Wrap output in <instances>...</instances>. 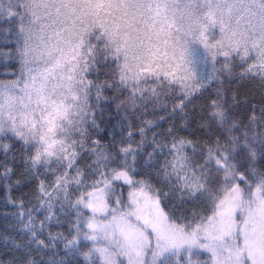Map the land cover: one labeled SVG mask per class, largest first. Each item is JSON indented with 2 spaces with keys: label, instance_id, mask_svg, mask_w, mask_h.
Listing matches in <instances>:
<instances>
[{
  "label": "snow or ice",
  "instance_id": "snow-or-ice-1",
  "mask_svg": "<svg viewBox=\"0 0 264 264\" xmlns=\"http://www.w3.org/2000/svg\"><path fill=\"white\" fill-rule=\"evenodd\" d=\"M5 17L18 18L21 69L17 80L0 81V150L7 155L19 141L25 172L38 178L43 168L55 177L50 186L40 181L41 208L27 210L21 230L28 245L43 250L63 243L65 257L48 264H68L76 255L86 264H185L182 249L186 264H200L192 257L201 248L211 252L213 264H264V102L259 115L253 105L243 123L234 115L235 95L228 104L224 89L225 77L230 82L235 75L264 85V0H0V20ZM150 80V89L142 87ZM213 83L209 119L219 135L204 142L202 163L194 159L196 144L177 139L171 128V140L153 132L152 151L142 156L154 121L139 128L135 146L129 122L124 139L129 107L166 110V100L177 94L173 113L179 109L186 117L187 105ZM107 89L116 95L108 97ZM125 92L130 95L121 100ZM108 100L118 101L124 114L117 123L120 140L105 145L90 133L99 130L97 112ZM158 152L165 159L156 176L171 186L164 197L179 192L182 202L214 205L195 228L175 222L161 207V190L133 175L139 159L145 171L155 168ZM82 153L91 160L85 168L78 167ZM123 185L130 188L127 201L117 192ZM74 191L80 192L75 200ZM57 203L66 217V207L75 213L71 238L49 232L45 241L39 236L55 218ZM45 205L48 215L37 229L33 211Z\"/></svg>",
  "mask_w": 264,
  "mask_h": 264
},
{
  "label": "trees",
  "instance_id": "trees-1",
  "mask_svg": "<svg viewBox=\"0 0 264 264\" xmlns=\"http://www.w3.org/2000/svg\"><path fill=\"white\" fill-rule=\"evenodd\" d=\"M18 31L19 23L18 18L0 20V81L9 82L15 81L20 75L21 63L18 53ZM217 36H219L218 29L216 30ZM219 67V65H218ZM240 67L234 68V73L238 74ZM96 74L93 73L89 76V79H95ZM106 76L101 72L99 79L103 80ZM225 95L228 100V104H232V97L235 95L238 102V107L233 109L235 117L247 123L248 116L251 114V108L253 105L257 107V115H259V107L264 102V85H261L259 79H240L238 75H235L229 82L225 77ZM154 84L153 80H150L142 87L150 89ZM23 83L19 85L22 87ZM178 87V86H177ZM218 87L216 83H213L203 95H198L192 104H188L185 112L186 117H182L179 113V109L173 113V106L179 103V97L177 94L170 96L166 100V110L162 107L153 108L151 104L145 109L139 107L135 111L128 108V120L123 121L124 131L123 137L127 139L128 123L131 122L133 128V146L141 139L139 128L145 125V121H154L155 124L150 131L147 132V138L149 143L145 145V152L142 156H146L147 152L152 151V135L153 132L159 134L157 139L164 140L167 138L171 140L172 137H166L167 131L171 128L173 135L179 139L181 137L193 141L197 146V155L194 157L197 163L203 162V156L199 155L200 151H205L204 142H213L219 132L215 123L209 119V108L211 100L216 97L215 89ZM105 94L108 97L116 95L112 89H107ZM130 92L120 94V99L123 100ZM118 101H101L103 112H97V123L99 124V130H92V139H98L102 144L110 145L113 137L117 141L121 138V131L117 127V123L121 121L123 116L122 111H118L116 108ZM139 103V101H137ZM203 109V111L201 110ZM139 117V119H137ZM160 117H164L163 120ZM201 125H207V127H201ZM112 135H109V133ZM89 145L91 140H89ZM21 143L16 141L12 144V150L5 155L0 150V264H26V261L31 258L36 264H48L50 259H61L65 257L63 243H58L57 247L52 249H38L35 244L28 245V234L22 231L23 223L27 222V210L41 208L38 200L40 181L43 180L46 185H51L55 177L51 173H45L44 169H40L39 177L35 174H28L25 172L24 156L20 151ZM111 150V149H110ZM189 155H192V149H187ZM139 159V158H138ZM165 156L157 154V164L155 168H149L146 171L143 166V159H139L140 167L137 168L136 173L133 175L138 180H148L154 188L160 189L159 195L161 196V207L165 212H168L175 222L180 224H188L191 222L192 228L196 227V221L203 215L205 218L212 214L214 205L207 200H188L184 199L182 202L180 199V193L170 194L164 197V193L168 192L170 185L164 183L156 176V169L163 163ZM91 162L88 154L82 153V158L78 162V167L85 168L87 164ZM6 168H11L12 171L7 177L2 174L6 171ZM70 175H75V170H70ZM97 177H93L96 179ZM19 181V183H17ZM91 183V180H89ZM122 184L123 182H118ZM219 187V186H217ZM71 188L75 190L76 185L72 183ZM50 190V189H49ZM90 190V189H89ZM130 188L127 185H123L122 188H117V192H122L123 199L128 200ZM221 198L224 193L221 191ZM80 195L79 191H74L72 199ZM155 195V193H153ZM59 203L54 206L55 218L51 222L46 221V229L43 231L39 238L45 241L49 240L48 233L56 234L58 232L64 233L65 236L71 238L69 235L70 221L74 222L75 213L68 211L67 217L64 213L60 212ZM24 212L23 217L20 213ZM85 212L87 210L85 209ZM193 213L197 215L194 217ZM48 215L47 205H45L41 211H33L35 217V223L37 229H39L40 221L45 220ZM91 215V213H88ZM58 218L61 223H56ZM20 247H16V245ZM81 244L90 245L91 242L81 240ZM87 248H82V251H86ZM55 253V256H53ZM205 252L201 255L195 256L194 259L200 263L205 262ZM203 256L202 258H199ZM205 256V257H204ZM198 259V260H197ZM68 264H86L84 257L76 255L68 258ZM206 264V263H205Z\"/></svg>",
  "mask_w": 264,
  "mask_h": 264
},
{
  "label": "rangeland",
  "instance_id": "rangeland-1",
  "mask_svg": "<svg viewBox=\"0 0 264 264\" xmlns=\"http://www.w3.org/2000/svg\"><path fill=\"white\" fill-rule=\"evenodd\" d=\"M201 239L203 240V233H201ZM206 242V241H205ZM186 247V246H185ZM196 251L201 255L202 252H205L206 254H204L206 256V260L204 262V264H213V257H212V254L211 252L205 250V249H196ZM182 252V256H183V261L185 262L186 264V261L188 259V253L187 252H184L183 249L181 250ZM204 256V257H205ZM195 256L192 257L193 261L196 262V260L194 259ZM203 256H200L199 258H202ZM180 259V257H176L174 258V260H178ZM198 260V259H197ZM200 264H203V263H200Z\"/></svg>",
  "mask_w": 264,
  "mask_h": 264
}]
</instances>
